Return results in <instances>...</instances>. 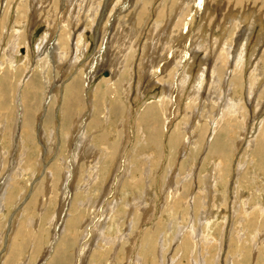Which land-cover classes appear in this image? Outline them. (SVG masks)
Instances as JSON below:
<instances>
[{
    "label": "bare ground",
    "instance_id": "6f19581e",
    "mask_svg": "<svg viewBox=\"0 0 264 264\" xmlns=\"http://www.w3.org/2000/svg\"><path fill=\"white\" fill-rule=\"evenodd\" d=\"M7 1L9 5L10 0ZM79 1L80 0H44L48 8L53 7L54 9L57 8L58 5L67 8L70 3H72V10L68 14L70 20L66 17V14H59L58 17L62 16L59 18L62 24H59L61 25L59 28L57 27L58 29L54 32L53 39H48L49 35H46L47 39L38 38L32 45L33 47L29 43L28 30L21 29V25L25 23L27 18L22 22V17H20V21L23 23H19L20 25L14 20L12 26L17 24L18 27L14 26L15 28L13 27L12 31L9 30L11 34L8 35V39L6 40V45L8 46L6 50L7 54L3 52V56L0 57L2 70H0V217L9 210V198L12 196L16 197L12 205H16L18 202L20 203V201L24 199L27 189L31 186L29 183L32 182L31 176H33V172L29 173L31 174L29 179H25L26 182L21 188V191L19 193L16 191V188L20 189V187H18V180L22 178L25 167L29 165L21 159L25 158L26 152H32L31 154L33 156H37L36 159L39 168L44 164L45 158L49 155V147H53L55 144L53 143L55 139L52 140L49 138L51 133L48 131V126L54 124V122L57 124L59 120L60 132L64 133L63 140L67 143L65 146L66 150L64 148L62 153L58 151L59 153H57L55 159L47 165L51 168L45 171L43 179L45 181L46 177L48 181V178H50L52 184L47 185H52L53 187L55 183H57V185L59 184L58 187L62 194V202L68 197L71 199L70 202L65 199L67 202L65 201L66 203H63L75 205L74 209L69 205L68 207L70 209L67 208V212H65L66 208L64 209L65 214L60 221L58 220L59 223H57V226L53 227V233L49 236L51 239L44 249V246H42L43 233H35L37 236H32L31 233L27 235L26 232L16 228L15 238L11 239L10 235L6 238V236H4L5 229L8 228L10 222H6L2 219L3 221H0V244L4 243L6 247L1 256V264H26V256H28V258L33 256L31 259L33 260L36 257L38 258L37 255L40 253L39 257L41 259L39 258L38 260L40 263L36 262L37 264H80L81 261L87 263L88 260H90L89 264H122L123 262L124 264H183L180 260V256L183 253H189L185 258L187 264H207L205 260V255L208 254L206 247L211 243L215 244L214 248L216 249L212 255L211 264H239L242 263V258L245 260L248 255H250L249 258L254 256V259L252 257L253 264H264L262 260L261 262L259 261L260 263L257 261L260 254L258 255L259 251H256L257 247L260 246L259 244L264 243V119L259 120L255 124V133L246 130L249 134L245 139L246 144L240 159H237L239 152L236 154V163H234L233 167L231 165L227 167V163H231L235 151L238 148L240 149L237 141L235 143L233 142V144L231 143V132L236 126V137H238L239 140L243 139L244 137L242 136L243 133H245L243 125L247 120H244L238 125L240 119L246 118V114L248 113L249 116L253 118L255 109L264 103V48L261 53H259L260 56L258 57L261 61L262 68H259L260 63L257 64L255 62L252 70L249 68V81H247L246 84V79L244 80V78H241L242 69H247L246 66L248 64L250 65L251 62H249L248 59L247 62H245V59H242L244 56L243 51L239 49L237 51L239 45L237 40H235V46L231 52L232 48H229L230 40L232 33L236 30L239 33L244 28H247V30L253 28L255 24H260L262 27L261 22L262 19H264V0H161L160 2H156V0H134L135 6L133 9L130 11L127 10V12H130L129 14H126V16H124L125 12H121L123 15L119 14V17L123 16V18L121 17L123 20L121 26H124V22L127 21V18L130 20L131 24L134 22L135 25V21L139 23L135 28H131L133 31L129 29L131 33H134L131 38V33L129 30L125 29L126 27L123 29L120 28L122 31L126 32L125 34L122 33V41L118 45L119 50H117V52L122 55L120 56L121 59L126 52L130 60L132 59L131 61L133 64L134 57L137 59L138 56L136 50H139V40L141 36L145 34L147 39L151 38L150 40H152L151 35L158 34L157 32L162 28L163 22L167 25L165 31H170L169 34L165 36V47L163 46V49L161 48L160 52L158 51L160 53L157 55L159 58L157 57V62H153L154 64L152 63L153 66L146 67V61L150 59L152 53H154L151 49L154 44L149 48V44L144 41L143 48L140 49V55H142V57L139 63L143 68L138 70L137 65V80L134 79L136 84L134 83V85L132 83L135 89L133 93L135 96L137 95L135 97L134 106L129 99L130 97L128 98L131 82L126 83L129 78L124 79L123 77L124 74L129 75L132 71L126 66L119 67V65H117L118 68L115 67L116 69H114L113 67L116 65L113 64H115L116 55L119 53L115 55V51L107 50L108 47L104 49L106 50L105 53H110V60L112 59L111 61L114 62L112 64L113 67L111 70L108 69L109 72L108 75L105 76L106 78L93 88L94 92L92 98L90 97L91 89L88 85L96 71V67L105 66L102 60L98 62L100 58L95 61L94 58L87 70L86 66H84L83 69H80L81 72L77 74L73 73V76L68 80L60 82L51 79L54 81L52 83L53 87L50 85L48 87V84H51L48 78V76L51 75V69L49 72V68L51 67L50 56L54 58L53 64H55L57 72L64 77L68 75L62 70L65 66V60L66 69H72L75 60H78L84 55L87 48L86 43H84L85 38L82 36V30L84 28L81 30L82 32L79 31L77 34L74 33L77 29V23L83 18V16H81L82 18L80 19L79 12L81 11L83 14H86L85 16L89 17L90 21H92V19L95 20L97 11H99V7L101 6L99 5L100 2L96 3L94 0H85L86 4L83 7L79 4ZM26 2L28 3V1ZM106 6L107 5L102 6L101 11L103 7L106 9ZM20 8L21 6H19L18 9ZM41 8H44L46 11L50 10L45 9L42 0H39L36 9L39 10ZM211 9L217 10L216 12L221 11L225 14L232 11V14L228 15L229 17H225L226 19L223 18V20H221V22L225 20L226 25H219L215 33H213L212 29L218 25L216 24L213 28L211 25L214 21V16L208 20V14L211 12ZM233 10H235V12H233ZM26 12L22 13L25 15ZM53 12L59 13L57 10ZM214 12L215 11L212 13ZM49 13L51 14V12ZM150 16L152 19L149 18ZM27 17L29 16L27 15ZM219 18L221 19V17ZM1 19H4V17ZM109 19L111 20V18ZM146 19H148V22L149 20L154 22L153 33L144 31V26L147 24ZM215 19L217 21V18ZM46 20L48 23L51 22L49 24L51 27L52 25H54V27L57 26V23L52 22L54 20L51 17ZM30 21L32 22V20ZM114 21L117 20L115 19ZM118 21L120 20L118 19ZM25 24L28 26V22ZM146 26H148V24ZM29 27L30 25L27 28ZM115 32L116 31H114L113 34H115ZM262 33L260 32L257 34L255 41L257 44H260V42L263 43L264 34ZM3 34H0V36ZM48 34H52L50 30ZM116 35H112V39H114L113 36ZM190 35H192V39L194 37L197 39V44L195 43V46L200 48L203 44L206 48V52H211V54L213 53L215 56V69H212L215 70V74L212 75L215 81L212 80L210 88L206 90L205 94L201 93L198 87L202 85V75L205 72V67H200L201 69L198 70L196 76H194L197 81L193 85L192 90L185 96L188 102L184 104L185 109L182 115L184 119H182V121L180 120L177 124L173 123L174 125L171 128V121L167 119L168 114L172 116V110H174L177 101L176 97L182 94L183 90L186 88L185 84L188 81L187 78H189L187 77V71H189L191 65L189 67L187 66L188 70L185 69L183 73L179 70L182 68L180 64L186 52L192 49L189 44ZM241 35L242 34H240V36ZM239 38L238 36L236 39ZM130 40H132L131 43ZM1 41L3 40H0V42ZM152 41L154 42V39ZM152 41L150 42L152 43ZM21 45H23L25 52L18 60L17 53ZM108 46L111 47V44ZM69 47L74 51V55L70 57V62L68 60L70 53ZM100 47L102 49L101 45ZM99 48H97L96 52H99ZM111 50H113V48ZM155 52H157V50ZM10 53L11 56L9 57ZM26 56H28V61L25 62ZM99 56L101 55L99 54ZM5 58L10 61H3ZM33 58L35 59L34 61L32 60ZM59 60L63 62L61 63ZM122 63L124 64V62ZM28 68L31 69L28 71ZM260 70L262 75H260ZM144 77L147 79V82L148 80L151 81L153 77H156L157 81L166 83L169 87L167 88L163 85L159 98L146 101L144 97H142L146 92L142 93L143 90L141 89ZM225 78L228 79L225 80ZM121 79L124 80L117 85L116 82H119ZM105 84L108 86H106L105 91H101L102 88H105ZM59 86L60 88L63 87V92L58 98L54 93L55 88ZM42 88H45L46 91L42 92ZM214 89L217 90L215 91ZM244 89L247 92L245 98L247 97L248 100L246 103H249V105L247 104L248 110L245 102H242L241 97ZM49 98L51 99L48 102ZM261 98H263V100H261ZM253 100H255V102L252 104ZM51 102L53 103L51 104ZM54 103H60V105L57 104V111L55 110L57 113L56 117H54L55 111L53 112L52 110L55 106ZM196 111L199 112L196 113ZM194 112L196 115L200 113V117H194ZM133 113L135 116L131 119L132 122L136 123L135 126H138V129H142V132L146 136V143L141 146L142 149H140V153L143 155L140 154L139 157H143L145 152L149 149L150 151L151 149L153 151H159L166 145V142L169 149L173 148L175 153L177 149L178 154H181L180 157L176 155L181 160L177 159V157L176 160L170 157L171 159L168 166L164 165L168 170L167 168L164 169L166 173L162 172V177L156 176V174H158L157 169H162L161 164L159 166L156 165V169V167H154L155 164L153 163V166L150 165L151 162L147 161V159L141 158L131 161V159L129 160V154L126 155L127 152L125 153V146L128 143L127 131L130 129L129 117H131ZM96 114H100V116ZM76 115L78 116L75 123L78 124V126L75 128L76 133L74 137L71 138L66 135V131L69 128L67 125L72 124ZM194 120L196 121L195 124L193 123ZM104 123L110 125L115 124L116 126V123H118L119 127L123 128V130L121 128V132L125 131L123 141L119 138V140L121 139L120 143L116 139H113V141L111 139V141L109 140L108 142L106 138L108 139L109 134L108 137L105 138V136H107L106 133H100L102 129L99 131ZM239 127L242 129L241 131ZM108 130L106 132H108ZM113 130L115 131V128ZM103 131L105 130L103 129ZM167 132L169 133L166 134ZM122 134L120 137H123ZM53 135L55 134L52 133V137ZM93 138L99 140L103 139L104 142H98L101 143V146L103 144L104 147L98 148V145L91 146L92 143L90 144V141L94 140ZM5 141H11V143L7 145L8 142H6L7 146H5L3 144ZM135 141L138 142V140ZM2 144L5 147H3ZM28 144L30 145L29 147H27ZM135 145L136 144H134V146ZM107 149H109V151ZM106 150L108 153H106ZM40 151L41 155H38ZM94 152H96V158L97 156L101 157L105 155L101 157L102 164L101 161H96V158L93 160L95 155H92ZM136 153L138 155V152ZM198 153H200V157H202L201 160L200 157L194 158V155L196 154L197 156ZM248 154L251 155L252 160L250 158L247 160ZM151 155H153V153ZM8 156L9 162L12 164L7 167V174L3 176V181L1 182V174L8 163ZM132 157L134 158V156ZM250 160L252 162L251 164ZM199 161H201L200 166ZM98 162L101 166H98ZM251 165L253 168H251ZM29 167L34 168L31 166ZM97 169L99 173H97ZM203 169L205 170L204 172H202ZM89 170H91V173H89ZM118 171L121 175L117 177V185L115 187L117 191L113 193L111 199L107 200L105 195L110 191V185L114 177L112 175L117 174ZM176 173L178 176L174 175ZM218 173H220V176L216 175ZM74 174H76L75 177ZM167 174L172 176L169 177ZM224 174L225 179H222ZM86 176L87 179L85 181L84 179H80L81 177L86 178ZM88 176L90 178H88ZM73 177L75 181H73ZM229 177H232V180L228 185ZM42 182L43 181H40V183L37 184L38 186L25 203V209L37 205L36 213L38 217L41 216L44 207L48 206H44L46 202H43L44 198H42V195L44 196V193H47L49 190H47V187L43 185ZM91 182L92 185H90ZM135 187L141 188V193H136L134 195L137 196L131 198L129 197L130 193L128 194V191ZM158 187L159 190L157 192L154 191L155 193L150 192L149 194L148 189H157ZM42 188L44 189L43 191ZM54 190L56 191L58 188ZM121 190L124 191L122 195H120ZM28 191L29 194L30 190ZM40 191L44 193H42L41 197H36L35 194L38 192L40 193ZM49 192H51V188ZM54 194L56 195V193ZM153 194L154 197L158 198L163 195L161 197L162 201H160L159 204L150 205L151 202L149 201L153 200H150ZM78 196H81V198L78 199ZM227 200H229L228 204L232 200L229 204V213H231L230 218L233 222L228 221L229 213H227V211L225 212L223 209V205L227 203ZM133 201H135L136 204L132 206V204L135 203ZM48 203L49 202L46 204ZM102 203L104 206L103 208L100 207ZM146 205L149 207H145ZM178 206H182L185 210V215L181 216L183 219L180 220V222L182 220L184 221L183 225L179 224L172 229L171 223L175 220L173 219L175 217H173L172 222L169 221L164 226L166 230L171 228V245L175 248L177 247V254L179 251L181 252L175 259V255L169 256L167 254L168 251H165L167 249L163 248L165 242H160V239H158V235L159 238L161 237V228H159L158 222L155 221L153 225L146 226L145 230L142 226L155 215L157 207L161 209V216H165V213L171 212V215H175L177 218L178 213L182 214V212L177 209ZM38 207L39 209H37ZM83 212H85V215L82 217L80 215H82ZM22 213L23 212H21V214ZM88 214L90 217H88ZM100 214L101 218L91 231L94 233L95 241H103V246L98 247V245H96V249L101 248L100 250L98 249V251L93 249L90 250V248H93L91 247V241H89L90 239H85L88 238L90 230L88 229V224H82V222H89L93 220V217L97 218ZM168 219L170 220V218ZM144 220H146V222ZM157 220L159 221V219ZM162 221L160 219V223ZM218 221H221L222 229L221 231L219 230V232L217 231L218 235L216 237H213L210 235L209 229L213 226L215 228L218 225ZM25 222L29 223L30 220L29 222L25 220ZM28 225L31 226L30 224ZM245 227L250 229L253 233L250 237L251 245L248 247L244 244L247 242L244 240ZM217 229H219V227H217ZM72 230L76 231V233ZM228 235L230 236L228 241L231 244L235 242L237 247H233L229 244L227 241ZM77 236L78 243L76 242ZM134 237L135 241L132 243L131 241ZM9 238L11 239L10 242ZM79 241L83 243L80 248L78 247ZM75 242L77 244H75L74 247ZM29 246L31 250L28 248ZM144 246L146 247L145 251H152V261L145 260L147 256L145 259L143 258V253L145 252ZM170 248L168 249L170 250ZM76 249L77 251H75ZM221 250L225 253L223 257L222 254H220L222 252ZM234 254L235 256L232 257ZM240 254H242V258ZM82 264H84V262Z\"/></svg>",
    "mask_w": 264,
    "mask_h": 264
},
{
    "label": "rangeland",
    "instance_id": "374dc122",
    "mask_svg": "<svg viewBox=\"0 0 264 264\" xmlns=\"http://www.w3.org/2000/svg\"><path fill=\"white\" fill-rule=\"evenodd\" d=\"M26 1H28V3L26 2ZM83 1H84V3H83ZM80 0L79 1V4H81L83 7H84V5L86 4V2H85V0ZM96 3H99L100 2V6L101 7H99V11H97V15H96V18H95V20H93L92 19V21H90V19H89V17H87V16H85L86 14H83L81 11L79 12V15H80V19L82 18L81 16H83V18L80 20V22L79 23H77L78 25L76 26V30H75V34H77V32H79V31H81L83 28V34H82V36H83V38H85V42L84 43H86V46H87V48H86V50H85V53H84V55H82L78 60H75V62H74V64H73V68L72 69H66V60H65V66L62 68V70H64V72H66L68 75V77L67 76H61V74L60 73H58L57 72V68H55V64H53V60H54V58L53 57H51L50 56V65H51V67L49 68V72H50V69H51V75L50 76H48V78L50 79V83L51 84H48V87H49V85L51 86V87H53V80H57V81H65V80H68V79H70V77L71 76H73V73L75 74H77V73H79V72H81V68L83 69V67L84 66H86V70L89 68V66L92 64V62H93V59H94V61L95 60H97L98 58H100L99 59V61L98 62H100L101 60L103 61V63L105 64V66H102V67H96V71H95V73L93 74V77L91 78V80H90V82H89V85H88V87H90V89H91V93H90V97L92 98V95H93V92H94V89L93 88H95L104 78H106L104 75H103V73L104 72H107V75H108V72H109V70H111L112 69V67H113V65H116V66H114L113 68L114 69H116V68H118L117 67V65H119V67H123V66H126V67H128L132 72L131 73H129V75L128 74H124V79H128L127 81H126V83L127 82H131V87H130V89H129V96H128V98L130 99V101H131V103H133L132 105L134 106V103H135V97L137 96H135L134 95V91H135V89L133 88V84L135 83L136 84V81L134 80V79H136L137 80V76H136V74H137V71L140 69L141 70V68H143V67H141V64L139 63V60L141 59V57H142V55H140V49L141 48H143V45H144V43L146 42V43H148L149 45V48H151L152 46H153V44H154V46H153V48H151L152 49V51H154V53H152V57L150 58V59H148L147 61H146V63H147V66L146 67H148V66H153V64L155 63V62H157L158 61V58H159V56H157V55H159L160 53V49L164 46L165 47V36H166V34H169V32L170 31H165V29H166V27H167V25H165V23L163 22V24H162V28L159 30V32H157L158 34L156 35H151V37H152V40L154 39V42L152 41V40H150L151 38H146L145 37V34L144 35H142L141 36V38H140V40H139V42H140V46H139V52L136 50V52H137V59L134 57V63L132 64V59L130 60V58L128 57V55H126V52L124 53V55L126 56V58H125V56L123 55V57H122V59H121V57L120 56H122L119 52H117V50H119L118 49V45H119V43L122 41L121 40V36L123 35V34H125L126 32L125 31H122L121 29H123V28H125L126 30H129V29H133V28H135L136 26H138L137 24H139V23H137V21H135V25H134V22L131 24V22H130V20H128V18H127V21H125L124 23L126 24H124V26L122 27L121 26V24H122V18H123V16H121V17H119V14L120 15H123V13H124V16H126V14H129L130 12H127V10L128 11H130V10H132L133 9V7L135 6L134 5V0H94ZM161 0H156V2H160ZM8 1L7 0H0V34H3L2 36H0V40H3V41H1L0 42V57L1 56H3V52H5V54H7L6 53V50H7V48H8V46L6 45V40L8 39V35L9 34H11V31L13 30L12 28L15 26H17V24L16 25H14V26H12V24L14 23V20L15 21H17V23L19 24H23L22 22L23 21H25L26 20V18H27V20L25 21V23H27L28 22V26L30 25V27L29 28H27L28 26H27V24H23V25H21V29H26V30H28L27 32V34L29 35V43L31 44V46L36 42V40L38 39V38H46L47 36L46 35H49V38L48 39H53V36H54V32H56V30L61 26V25H59V24H62L61 23V19H59V18H61V17H58L59 16V14L61 15H63V14H66V17H68L69 15V13L71 12V10H72V8H71V6H72V3H70V5H69V7H65V6H62V5H58L57 6V8H53L52 6V8H48L47 7V4H46V2H44V0H42V4H43V6L45 7V9H50L49 11H46V10H44V8H41V9H39V10H37L36 8H37V5L39 4V0H10L9 1V5H8V3H7ZM23 2H24V4H23ZM155 2V3H156ZM21 5H20V4ZM33 4V5H32ZM104 5H107L106 6V9H105V7H103V10L101 11V8H102V6H104ZM5 6V7H4ZM19 6H21V8L20 9H18L19 8ZM26 6V7H25ZM8 7V8H7ZM24 9H23V8ZM30 7H31V9H30ZM33 7V8H32ZM128 7V8H127ZM59 8H60V10H59ZM2 9H3V11H2ZM43 9V10H42ZM52 9V10H51ZM54 9V10H53ZM67 9V10H66ZM84 9V8H83ZM6 10V11H5ZM30 10H31V12H30ZM57 10V12H59L58 14L57 13H54L53 11H56ZM59 10V11H58ZM123 10V11H122ZM27 11V12H26ZM36 11H37V13H36ZM39 11V12H38ZM105 11V12H104ZM213 11H215L214 13H212ZM217 10H213V9H211V12L207 15L208 16V20H209V18H211L212 16H214V21L212 22V28L214 27V26H216V24L218 25V26H216V27H214V29H212V31H213V33H215V31H216V29H217V27H219V25H226V23H225V20L223 21V22H221V20H223V18L224 19H226L227 17H229L228 15H230V14H232L231 12L232 11H229V13L227 14H225V13H222L221 11H219V12H216ZM7 12V13H6ZM22 12H26V14L24 15V13H22ZM46 12H48V13H46ZM49 12H51V14L49 13ZM68 12V13H67ZM103 12V13H102ZM121 12H123V13H121ZM137 12V11H136ZM233 12H235V10H233ZM32 15H31V14ZM41 13V14H40ZM99 13V14H98ZM102 13V14H101ZM212 13V14H211ZM220 13H222V14H220ZM50 14V15H49ZM217 14V15H216ZM7 15V16H6ZM24 15V16H23ZM27 15L29 16V17H27ZM45 15H46V17H45ZM48 15H49V17H51L54 21H52L53 23H57V26H55L54 27V25H52V27L49 25L50 23H48V21L46 20L47 18H49L48 17ZM134 15H135V12H134ZM223 17H222V16ZM9 16V17H8ZM19 16V17H18ZM38 16V17H37ZM116 16V17H115ZM221 17V19L219 18V17ZM2 17H4V19H1ZM20 17H22L21 18V21H20ZM118 17V18H117ZM226 17V18H225ZM58 18V19H57ZM88 18V19H87ZM102 18V19H101ZM109 18H111V20L109 19ZM150 19H152L151 18V16L149 17ZM148 18V19H149ZM215 18H217V21H216V19ZM6 19V20H5ZM18 19V20H17ZM23 19V20H22ZM68 19L70 20V17H68ZM103 19H104V21H103ZM117 20L118 21V19L120 20V21H114V20ZM125 19V18H124ZM148 19H146V22H147V24H148V26H144V31L145 32H148V33H153V30H154V22L152 21V20H149V22H148ZM30 20H32V22L30 21ZM46 20V21H45ZM60 20V21H59ZM86 20V21H85ZM88 20V21H87ZM136 20V19H135ZM163 20H165V19H163ZM95 21V22H94ZM101 21V22H100ZM111 21V22H110ZM60 22V23H59ZM86 22V23H85ZM89 22V23H88ZM91 22V23H90ZM121 22V23H120ZM129 22V23H128ZM152 22V23H151ZM264 19H262V22H261V25H262V27L260 26V24H255V26H253V28H251V29H248L247 30V28H244V29H246V30H244V29H242L239 33H238V31L236 30L235 32H233L232 33V37H231V40H230V45H229V48L231 49V52H232V50H233V48H234V46H235V40H237L238 42H239V45H238V48H237V51H238V49L239 50H242L243 51V57H242V59H245V62H247V59H248V61L249 62H251L250 63V65L248 64L247 66H246V68L247 69H242V77L241 78H244V80L246 81V84H247V81H249L248 80V77H249V71L250 70H252V68H253V66L255 65V62L257 63V64H259L261 61H260V59L258 58L260 55H259V53H261V51H262V49L264 48V38H263V43L262 42H260V44L258 43H256L255 41H256V37H257V34H259L260 32L262 33V34H264ZM117 23V24H116ZM221 23V24H220ZM223 23V24H222ZM263 23V24H262ZM19 24V25H20ZM91 24V25H90ZM116 24V25H115ZM120 24V25H119ZM152 24V25H151ZM215 24V25H214ZM59 25V26H58ZM108 25V26H107ZM3 26H4V28H3ZM86 26V27H85ZM113 26V27H112ZM116 26V27H115ZM129 26V27H128ZM132 26V27H131ZM152 26V27H151ZM14 27V28H15ZM18 27V26H17ZM24 27V28H23ZM51 27V28H50ZM58 27V28H57ZM149 27V28H148ZM151 27V28H150ZM197 27V26H196ZM112 30H111V29ZM121 28V29H120ZM128 28V29H127ZM2 29V30H1ZM115 29V30H114ZM119 29H120V31H119ZM131 29V30H132ZM148 29V30H147ZM3 30H4V32H3ZM9 30H11V31H9ZM49 30H50V33H52V34H48L49 33ZM116 31L115 32V34H113V32L114 31ZM118 30V31H117ZM131 30H129L130 31V33H131ZM151 32H150V31ZM81 31V32H82ZM133 31V30H132ZM258 31V32H257ZM3 32V33H2ZM112 32V33H111ZM164 32V33H163ZM123 33V34H122ZM159 33H160V35H159ZM162 33V34H161ZM209 33V32H208ZM111 34V35H110ZM117 34V35H116ZM134 33L132 32L131 34H130V38H131V36L133 35ZM164 34V35H163ZM237 34H239V35H237ZM240 34H242L243 35V37H242V35L240 36ZM109 35V36H108ZM112 35H116V36H113V38L114 39H112ZM120 35V36H119ZM225 35H226V32H225ZM234 35H235V37H234ZM249 35V36H248ZM44 36V37H43ZM107 36V37H106ZM155 36V37H154ZM191 37H190V42H189V44H190V47L192 48V49H190V50H188V52H186V55H185V57H184V59H183V61L181 62V66H182V68L179 70L181 73H183L184 71H185V69H187L188 70V68H187V66L189 67L190 65V68H189V71H187V77H189V78H187V83L185 84V89L183 90V92H182V94H179V96L178 97H176L177 98V101H176V104H175V106H174V110H172V116L171 115H169L168 114V117H167V119H169L170 121H171V128L173 127V125L174 124H177V123H179V121L181 120L182 121V119H184L183 118V113H184V109H185V105L184 104H186V102H188V100L185 98V96H187L188 95V92H190L191 90H192V87H193V85L195 84V82L197 81V80H195V77L194 76H196V74H197V72H198V70H200L201 68L200 67H202L203 68V66L205 67V72H204V74L202 75V85L200 86V87H198V88H200V92L201 93H203V94H205L206 93V90H208L209 88H210V85H211V82H212V80L213 81H215V78H214V76H212V75H214L215 73V70H212V69H215V67H214V65H215V56L213 55V53L211 54V52H206V48H205V46H203V44L200 46V48L198 47V46H195L196 44H197V39L194 37L193 39H192V35H190ZM240 37L239 39H236L237 37ZM247 36V37H246ZM3 37V38H2ZM110 37V38H109ZM116 37V38H115ZM120 37V38H119ZM6 38V39H5ZM104 38V39H103ZM156 38V39H155ZM247 38V39H246ZM47 39V38H46ZM112 39V40H111ZM157 39H159V40H157ZM162 39V40H161ZM164 39V40H163ZM234 39V40H233ZM107 40V41H106ZM110 40H111V43H110ZM242 40H243V42H242ZM118 41V42H117ZM131 41L132 40H130V43H131ZM145 41V42H144ZM150 41H152V43L150 42ZM164 41V42H163ZM183 41V40H182ZM108 42H109V44H108ZM115 43H116V45H115ZM118 43V44H117ZM129 43V44H130ZM150 43H151V45H150ZM196 43V44H195ZM241 43V44H240ZM111 44V47L113 48V50H111L112 48L111 47H109L108 45H110ZM113 44H114V46H113ZM155 44H156V46H155ZM188 44V45H189ZM243 44V45H242ZM26 45V44H25ZM100 45L102 46V49H101V47H100ZM162 45V46H161ZM245 45V46H244ZM7 46V47H6ZM105 46V47H104ZM161 46V47H160ZM33 47V46H32ZM100 47V48H99ZM106 47H108V51L110 50V51H115L114 53H115V55L117 54V53H119V54H117L116 55V62H115V64H113L114 62L113 61H111L110 60V58H111V55H109L110 53H105L106 52ZM3 48V49H2ZM97 48H99V52H96L97 51ZM105 48V49H104ZM109 48H111V49H109ZM117 48V49H116ZM156 48V49H155ZM4 49H5V51H4ZM104 49V50H103ZM115 49V50H114ZM163 49V48H162ZM69 50H70V53H69V57H68V60H69V62L71 61V59H70V57L71 56H73L74 55V51H73V49L71 48V47H69ZM71 50H72V52H71ZM157 50V52H155ZM192 50V51H191ZM11 51V50H10ZM159 51V52H158ZM205 51V52H204ZM25 52V49H24V47H23V45H21L20 47H19V49H18V55H17V57H18V60H19V58L20 57H22V55H24L23 53ZM102 52H103V54H102ZM101 55V56H99V54ZM210 54V55H209ZM96 55V56H95ZM107 55V56H106ZM155 55H156V57H155ZM209 55V56H208ZM230 55H232V54H230ZM251 55V56H250ZM11 56V53L9 54V57ZM103 56V57H102ZM105 56V57H104ZM205 56V57H204ZM214 56V57H213ZM107 57V58H106ZM121 59L120 61H118L119 59ZM158 57V58H157ZM250 57V58H249ZM27 58H28V56H26V58H25V62L26 61H28L27 60ZM73 58V57H72ZM157 58V59H156ZM52 59V60H51ZM230 59V58H229ZM5 60H7L6 58L3 60V61H5ZM17 60V59H16ZM33 61L35 60L34 58L32 59ZM67 60V61H68ZM88 60V61H87ZM125 60V61H124ZM144 60H146V59H144ZM150 60V61H149ZM154 60V61H153ZM251 60V61H250ZM10 61V60H9ZM8 60H7V62H9ZM23 61V60H22ZM21 61V62H22ZM6 62V61H5ZM19 62V61H18ZM52 62V63H51ZM59 62H63L62 60L60 61L59 60ZM90 62V63H89ZM107 63V65H106V63ZM111 62V63H110ZM122 62H124V64L122 63ZM126 62V63H125ZM129 62V63H128ZM149 62H151V63H149ZM154 62V63H153ZM213 62H214V64H213ZM68 63V62H67ZM121 63V64H120ZM149 63V64H148ZM153 63V64H152ZM113 64V65H112ZM126 64V65H125ZM128 64V65H127ZM184 64V65H183ZM251 64H252V66H251ZM110 65V66H109ZM134 65V66H133ZM136 65V66H135ZM137 65H138V67H137ZM207 65V66H206ZM212 65V66H211ZM180 66V67H181ZM116 67V68H115ZM136 67L138 68V70L136 69ZM145 67V68H146ZM55 68V69H54ZM249 68H250V70H249ZM259 68H262L261 67V63L259 64ZM31 68H28L27 70L29 71ZM109 69V70H108ZM191 69V70H190ZM0 70H1V65H0ZM137 70V71H136ZM2 71V70H1ZM1 71H0V73H1ZM38 71V70H37ZM134 71V72H133ZM245 72V73H244ZM245 74H246V77H245ZM70 75V76H69ZM260 75H262V72H261V70H260ZM57 76V77H56ZM136 76V77H135ZM122 77V78H123ZM147 77V76H146ZM55 78V79H54ZM207 80H206V79ZM214 78V79H213ZM49 79H48V82H49ZM51 79H53V80H51ZM101 79V80H100ZM124 79H121L119 82H116L117 83V85H119V83H121V81H123ZM228 78H225V80H227ZM135 82H134V81ZM147 84H146V83ZM157 82V83H156ZM173 82V81H172ZM133 83V84H132ZM145 83V84H144ZM152 83H154V84H152ZM134 84V85H135ZM144 84V85H143ZM157 84V85H156ZM61 85H63V84H61ZM163 85L165 86V87H169V85H167L166 83H162V82H160V81H157V79H156V77H153L152 78V80L151 81H149L148 80V82H147V79L144 77V81L142 82V86H141V89L143 90L142 91V93L143 92H146V94L144 93L143 95H142V97H144V99L146 100V101H151V100H156L157 98H159L160 97V95H161V92H162V87H163ZM258 85V84H257ZM106 86H108L107 84H105L104 85V87L105 88H102L101 89V91H105V89H106ZM150 86V87H149ZM48 87H45V88H47V89H49ZM247 87V86H246ZM45 88H42V92H45L46 91V89ZM57 88V89H56ZM55 88V93L54 94H56V96H58V98H59V96H61V94H62V92H63V87L62 88H60V86L59 87H56ZM215 88H216V86H215ZM246 89V88H245ZM243 90V93H242V102L244 103L245 102V104H246V107H247V110H248V105H249V103H246V101L248 102V100H247V97L245 98V96H247V92H246V90ZM215 91L217 90V89H214ZM211 92H212V90H211ZM256 94H257V92H256ZM85 95V94H84ZM182 95V96H181ZM46 96V95H45ZM184 96V97H183ZM45 98V97H44ZM187 98H190V97H187ZM50 99L51 98H49V100H48V102L50 101ZM246 99V100H245ZM261 100H263V98H261ZM255 102V100H253V102H252V104ZM53 102H51V104H52ZM55 104V103H54ZM58 105H60V103H57ZM57 104H55V106H54V108H52V110H53V112L56 110L57 111V109L56 108H58V106H57ZM248 104V105H247ZM263 105V106H262ZM53 107V106H52ZM264 103L263 104H261V106L260 107H258V108H256L255 109V115H254V117L252 118V116H249V113L248 114H246V118H241L240 119V121H239V123H238V125L239 124H241V122H243L244 120H247V121H245V123H244V125H243V129H245L244 131H245V133H243V136L242 137H244L243 139H238V137H236L237 136V127L235 126L234 127V129H233V131L231 132V137H232V141H231V143L233 144V142L235 143L236 141L238 142V145H239V147H240V149L238 148L236 151H235V153H234V156H233V158H232V161H231V163L229 164V163H227V167H229V165H231L232 167H233V165H234V163H236V154H238L239 152V154H238V157H237V159L239 160L240 159V156H241V153H242V151H244V148H245V144H246V138H247V136H248V134H249V132H254L255 133V124L259 121V120H261V119H264ZM258 109V110H257ZM4 111V110H3ZM56 111L54 112V117H56V115H57V113H56ZM80 111V110H79ZM76 112H77V110H76ZM199 111H196V113H198ZM196 113L194 112V117H198L199 115H200V113L199 114H197L196 115ZM96 115H98V116H100V114H96ZM77 116L78 115H76V117L74 118V121L72 122V124H68L67 125V127H69L68 128V130L66 131L67 133H66V135H68V136H70L71 138L72 137H74V135H75V128L78 126V124H76L75 122H76V119H77ZM134 113L131 115V117H129L130 119H129V128L130 129H128V131H127V135H128V143H127V145L125 146V149H126V151H125V153H126V155L127 154H129V160L131 159V161L132 160H139V159H141V158H145V159H147V161H150L151 162V164L150 165H154V167H156V169H157V166H159L160 164L162 165V169L161 168H158L157 169V172H158V174H156V176H161V175H163V173H166V172H164V169L165 168H167V167H164V165L165 166H168V163L170 162V157H173L175 160H176V157L177 156H179L180 157V155L178 154V150L176 149V153L174 152V150H173V148H171V149H169V147H168V145H167V142L165 143L166 145H164V147H162V149H160L159 151H153L152 149H151V151H150V149L149 150H147L146 152H145V154H144V156L142 157H139L140 156V152H141V150L140 149H142L141 148V146H143L145 143H146V136H145V134L142 132V129H138L137 127L138 126H135L136 125V123H133L132 122V120L131 119H133L134 118ZM167 116V115H166ZM200 117V116H199ZM249 117H250V119H249ZM257 118V119H256ZM191 121V120H190ZM247 122V123H246ZM59 123H60V120H59V122H57V124H55V122H54V124H51V125H49L48 126V128H49V130L48 131H50V137L49 138H51L52 140H54L53 141V143H55L54 144V146L53 147H49L50 149V151H49V155H48V157H46L45 158V160H44V164L39 168V165H37L38 164V161H37V159H36V155H32L31 153L32 152H26V156H25V158L24 159H21V160H23L25 163H28L29 165H27V167H25V169L23 170V176H22V178L21 179H19L18 180V184H19V186L18 187H20V189L19 188H16V191H18V193L21 191V188L23 187V185L25 184V182H26V180L27 179H29V177H30V175L31 174H29V173H34L33 174V176H31V183H29V185L31 184V186L27 189V193H26V195H25V197H24V199H22L21 201H20V203L18 202L16 205H12L13 204V201H14V199L16 198V197H14V196H12V197H10L9 198V203H8V209L9 210H7V213H3L2 214V216L0 217V221L2 222L3 220H5L6 222H10V225H8V228H6L5 229V235L4 236H6V238L7 237H9V235H10V238L11 239H13V238H15V231H16V228H19V229H21L22 231H24V232H26L27 233V235H29L30 233L32 234V236H37L36 234L38 233H43L42 234V246H44L43 247V249L44 248H46V246H47V244H48V242H49V240L51 239V237L49 238V236L50 235H52V233H53V231L52 230H54V228L53 227H55V226H57V223H59V221H60V219L64 216V214H65V212H67L66 210H68V209H70L68 206L71 204V203H67V204H65L67 201L68 202H70V198H68V197H66L65 199H67V201L64 199V201L63 202H65V203H63L62 202V194H61V191H60V188L58 187V185H57V183H55L54 184V187H56V188H58V190H54V189H56V188H54L52 185H47V184H52V182H51V179L50 178H48V181H47V178L45 177V181H46V183H45V181H44V174H45V171H47V170H49L51 167H49V166H47L50 162H52V160L53 159H55V157H56V155H57V153H62L63 151H64V148H65V150H66V142L63 140V138H64V133L63 132H60V129H59ZM174 123V124H173ZM193 123L195 124L196 123V121L194 120L193 121ZM117 124V126L115 125V124H113V125H110V124H108V123H104V125H103V127H105V128H103V127H100V129H99V131H100V133L101 132H104V133H106V135L107 136H105V138L106 137H108V134H109V137H108V139L106 138V140L109 142V140L111 141V139H112V141H113V139H116V140H118L119 141V143L121 142V139H122V141H123V139H124V135H125V131L124 132H121V128L119 127V125H118V123H116ZM134 124V125H133ZM51 126H52V128H51ZM113 126V127H112ZM115 126V127H114ZM108 127V128H107ZM110 128V129H109ZM115 128V131L113 130V129ZM118 130H117V129ZM182 128V127H181ZM180 128V129H181ZM240 129V131L242 130L241 129V127H239ZM103 129L105 130V131H103ZM109 129V130H108ZM135 129H137V130H135ZM72 130H73V132H72ZM83 130V129H82ZM81 130V131H82ZM108 130V132H106ZM122 130H123V128H122ZM249 131V132H247V131ZM112 131H113V133H112ZM118 131V132H117ZM131 131V132H130ZM136 133H135V132ZM110 132V133H109ZM116 134H115V133ZM52 133L53 134H55V135H53V137H52ZM112 133V134H111ZM118 133V134H117ZM123 133V134H122ZM133 133H135V134H133ZM165 133V132H164ZM169 132H167L166 134H168ZM96 134V133H95ZM121 134H122V136L123 137H120L121 136ZM73 135V136H72ZM111 135V136H110ZM134 135V136H133ZM115 137H117V138H115ZM134 137H138L137 139L136 138H134ZM8 138V137H7ZM119 138H121L120 140H119ZM234 138V139H233ZM10 139V138H9ZM94 140H91L90 141V144H91V146H94V145H98L97 147L98 148H102V147H104L103 146V144H102V146H101V143H99L98 141H100V142H104V140L102 139V140H99V139H95V138H93ZM134 139V140H133ZM238 139V140H237ZM11 140V139H10ZM62 140V141H61ZM133 140V141H132ZM135 140H138V142L137 141H135ZM142 140V141H141ZM64 141V142H63ZM95 141V142H94ZM115 141V140H114ZM6 142H8V141H5V142H3V144L5 145V146H7V145H9L10 143H11V141H9L8 142V144L6 143ZM98 142V143H97ZM136 142V143H135ZM95 143V144H94ZM2 144V145H3ZM7 144V145H6ZM134 144H136L135 146H134ZM142 144V145H141ZM3 145V147H5ZM191 145V144H190ZM30 145L28 144L27 145V147H29ZM49 146V145H48ZM129 146V147H128ZM134 146V147H133ZM10 148H11V146H10ZM95 148V147H94ZM132 148V149H131ZM138 150H137V149ZM41 150V149H40ZM61 150V151H60ZM63 150V151H62ZM108 151H109V149H107ZM106 150V153H108V151ZM131 150V151H130ZM163 150H164V152H163ZM167 150H168V152H167ZM42 151V150H41ZM41 151L38 153V155H41ZM59 151V152H58ZM135 151V152H134ZM136 152H138V155H137V153ZM153 153V155H151L152 153ZM160 152H161V155H160ZM125 153H124V155H125ZM131 153V154H130ZM150 153V154H149ZM159 153V154H158ZM9 154H10V152H9ZM31 154V155H30ZM28 155H30V156H28ZM95 155V156H94ZM131 155V156H130ZM141 155H143V154H141ZM177 155V156H176ZM92 156H94V158H93V160L96 158V152H94V154L92 155ZM102 156H105V155H102ZM101 156V157H102ZM132 156H134V158L132 157ZM135 156H136V158H135ZM162 156H164V157H162ZM201 155H200V153H198L197 154V156H196V154L194 155V158L195 157H197V158H199ZM203 156V155H202ZM99 156H97V158H96V161L98 160V161H101L102 159H101V157H99ZM138 157V158H137ZM179 157H177V159H179ZM27 158V159H26ZM91 158V157H90ZM251 159L252 160V157H251V155H249L248 154V156H247V160L248 159ZM154 159H156V160H154ZM202 159V157H200V160ZM35 160V161H34ZM168 160V161H167ZM179 160H181V159H179ZM251 160H250V164L252 163L251 162ZM166 161H167V163H166ZM172 162V161H171ZM154 163V164H153ZM12 163L11 162H9V156H8V163L6 164V167H5V169L2 171V174H1V182L3 181V176L4 175H6L7 174V167L8 166H10ZM32 164V165H31ZM98 166H101V164H102V161H101V164L98 162ZM167 164V165H166ZM200 164H201V161H199V166H200ZM157 165V166H156ZM29 166H31V167H34V168H30ZM252 166V165H251ZM23 167V166H22ZM37 167V168H36ZM206 167H207V165H206ZM231 167V168H232ZM197 168H199V167H197ZM251 168H253V166L251 167ZM31 169H33V170H31ZM35 170V171H34ZM167 170H168V168H167ZM38 171V172H37ZM99 170L97 169V173H99L98 172ZM160 171V172H159ZM205 170L203 169L202 170V172H204ZM37 172V173H36ZM147 172V171H146ZM163 172V173H162ZM227 172V171H226ZM39 173V174H38ZM89 173H91V170H89ZM168 173V172H167ZM36 174V175H35ZM47 174V173H46ZM77 174V173H76ZM76 174H74V177H75V175ZM87 175H89V174H87ZM117 175V176H116ZM119 175H121L120 174V172L118 171L117 172V174H113L112 176H114L113 177V182H112V184L110 185V191L105 195V197H106V199L108 200V199H111L112 198V196H113V193L114 192H116L117 191V189H115V187H116V185H117V177L119 176ZM174 175H176V176H178V174L176 173V174H174ZM180 175V174H179ZM216 175H219L220 176V173H218V174H216ZM43 176V177H42ZM167 176H172V175H170V174H167ZM181 176V175H180ZM179 176V177H180ZM74 177H73V181H75L74 180ZM162 177V176H161ZM27 178V179H26ZM88 178H90L89 176H88ZM225 179V174L222 176V179ZM232 177H229L228 178V185L231 183V179ZM26 179V180H25ZM76 179V178H75ZM81 180L82 179H84V181L87 179V176H86V178L85 177H81L80 178ZM49 180H50V182H49ZM60 180V179H59ZM58 180V181H59ZM80 180V181H81ZM24 181V182H23ZM40 181H43L42 182V184L43 185H45L46 187H47V190H49L50 191V188H51V192H47V193H44V192H42L44 189L42 188V191H40V193L38 192L37 194H35L36 195V197H41V195H42V193H44L45 195L43 196L42 195V198H44V203L46 202H49L48 204H44V206H46V205H48V206H46V207H44V209H43V211H42V213H41V216H39L38 217V215H37V210H36V206L37 205H32L33 207H28V208H26L25 209V203L27 202V200L29 199V197L32 195V193H33V191L36 189V187L38 186L37 184L38 183H40ZM49 182V183H48ZM77 182V181H76ZM45 183V184H44ZM160 184V183H159ZM90 185H92V182L90 183ZM32 187V188H31ZM31 188V189H30ZM49 188V189H48ZM54 188V189H53ZM94 188V187H93ZM118 188H119V186H118ZM222 188V187H221ZM18 189V190H17ZM228 189H229V187H228ZM28 190H30V193L28 194ZM54 190V191H53ZM91 190V189H90ZM131 190V191H130ZM129 191H128V194L130 193V195H129V197H133V196H137V195H134V194H136V193H138L139 194V192L141 193V188H139V187H135L134 189H130ZM133 190V191H132ZM159 190V187L156 189H151V190H149L148 189V192H149V194H150V192L151 193H155V192H157ZM56 193V195L53 193ZM124 191H125V189H124ZM123 190H121L120 191V195H122V193L124 192ZM155 191V192H154ZM196 191V190H195ZM60 192V193H59ZM91 192V191H90ZM52 195H51V194ZM112 193V194H111ZM50 194V195H49ZM111 194V195H110ZM54 195V196H53ZM59 195V196H58ZM162 195V194H161ZM45 196H46V198H45ZM51 196V197H50ZM127 196V195H126ZM159 196H160V194H159ZM163 196V195H162ZM161 196V197H162ZM161 197L160 198H158V197H154V194H153V196L151 197V199L150 200H152V201H149V202H151L150 203V205H154V204H159L160 203V201H162L161 200ZM48 198H50V199H48ZM54 198V199H53ZM55 198H57V199H55ZM78 199H80L81 198V196H78L77 197ZM48 200V201H47ZM50 200V201H49ZM54 200V201H53ZM228 201L229 200H227V203L226 204H224L223 205V209H224V211L226 212L227 211V213H229V204L231 203V201L229 202V204H228ZM133 202H135V201H133ZM56 203V204H55ZM104 203V202H103ZM103 203L100 205V207L101 208H103L104 206H103ZM62 204V205H61ZM65 204V205H64ZM136 204V202L134 203V204H132V206L133 205H135ZM11 205V206H10ZM221 205V204H220ZM228 205V206H227ZM10 207V208H9ZM64 207V208H63ZM70 207H72L73 209H74V207H75V205L73 206V205H70ZM145 207H149L148 205H146ZM151 207V206H150ZM178 207H180L181 208V210H180V208H178ZM177 207V209L180 211V212H182V214L181 213H178V216H177V218H176V216L175 215H171V212H167V213H165V216H161V209H158V207L156 208V210H155V215L154 216H152L151 217V220H149L144 226H142V228H144V230H145V227L146 226H151V225H153V223H155V221H157L158 222V226H159V228H161V237L159 238V235H158V239H160V242H162V241H164L165 242V246L163 247L164 249H167V250H165V251H168L167 252V254L170 256V255H175V259L181 254V252L179 251V253L177 254V252H178V249H177V247L175 248L173 245H171L172 244V239H171V237H172V232H170V229L169 230H166L165 229V225H166V223H168L169 221H171L172 222V220L173 219H175L174 220V222H172L171 224H172V229H174L175 227H177L179 224H181V225H183V223H184V221L182 220L181 222H180V220L181 219H183L181 216H184L185 215V210H184V208L182 207V206H178ZM66 208V209H65ZM68 208V209H67ZM37 209H39V207L37 208ZM58 209V210H57ZM64 209H65V212H64ZM46 210V211H45ZM19 212H20V214H21V212H23L21 215L19 214ZM34 212H35V214H34ZM64 212V213H63ZM214 212H215V209H214ZM57 213V214H56ZM224 213V212H223ZM18 214V215H17ZM168 214H170V215H168ZM13 215V216H12ZM29 216V219H28V216ZM83 215H85V212H83V214L82 215H80V216H82L83 217ZM228 215V214H227ZM234 215V214H233ZM17 216V217H16ZM58 216H60V217H58ZM170 216V217H169ZM226 216V215H225ZM230 216H231V213H229V215H228V221H232L233 222V220L230 218ZM9 217V218H8ZM21 217V218H20ZM88 217H90V215L88 214ZM88 217H85V218H88ZM159 217H162V218H159ZM173 217H175V218H173ZM23 218V219H22ZM35 218V219H34ZM46 218V219H45ZM96 217H93V220H90L89 222H82V224H88V229L90 230L89 231V235H88V238H85V239H90L89 241H91V247H93V248H90V250H97L98 251V249L100 250L101 248H95L96 247V245H98V247H100V246H103L102 245V242L100 241V242H98L97 240L95 241V238H94V233L91 231L93 228H95V225H96V223L99 221V219L101 218V214L95 219ZM159 219V221L157 220V219ZM168 218H170V220L168 219ZM173 218V219H172ZM3 219V220H2ZM20 219V220H19ZM31 219H32V221H31ZM53 219V220H52ZM56 219V220H55ZM90 219V218H89ZM160 219H161V221L162 220H164V221H162L161 223H160ZM12 220V221H11ZM17 220V221H16ZM25 220L27 221V222H29V220H30V222H33V223H26L25 222ZM35 220V221H34ZM59 220V221H58ZM167 220V221H166ZM179 220V221H178ZM58 221V222H57ZM92 221V222H91ZM145 222H146V220H144ZM151 221V222H150ZM20 222V223H19ZM21 222H23V223H21ZM56 222V223H55ZM91 222V223H90ZM213 222V221H212ZM216 222V221H215ZM18 223V224H17ZM26 223V224H25ZM173 223H174V225H173ZM218 223V225L214 228V226L213 227H210V229H209V231H210V235L211 236H213V237H216L217 235H218V232H219V230L221 231V225H222V223H221V221H218L217 222ZM20 224V225H19ZM28 224H30L31 226H29ZM196 224H197V222H196ZM22 225V226H21ZM27 225V226H26ZM26 226V227H25ZM175 226V227H174ZM235 226L237 227V224L235 223ZM163 227V228H162ZM217 227H219V229H217ZM26 228V229H25ZM248 228H250V227H248ZM28 229V230H27ZM32 229V230H31ZM45 229V230H44ZM11 230V231H10ZM31 230V231H30ZM44 230V231H43ZM29 231V232H28ZM34 231V232H33ZM41 231V232H40ZM74 233H76V231H74V230H72ZM81 231V230H80ZM218 231V232H217ZM71 232V231H70ZM244 232H245V238H244V240L245 241H247V242H245L244 244H245V246L246 247H248L249 245H251V240H250V237H251V235H253V233H252V231H250V229H247L246 227L244 228ZM36 233V234H35ZM165 233V234H164ZM7 234V235H6ZM248 234V235H247ZM78 235V234H77ZM229 235H228V237H227V241H228V239H229ZM9 238V242H10V239ZM17 238H19V237H17ZM6 240V239H5ZM258 240V239H257ZM4 241V240H3ZM7 241V240H6ZM5 241V242H6ZM134 241H135V237H134V239H132V243H134ZM55 242V241H54ZM76 242L78 243V236H77V239H76ZM74 243V247H75V244H77V243ZM96 242V243H95ZM98 242V243H97ZM229 242V241H228ZM167 243V244H166ZM168 243H169V245H168ZM7 244V243H6ZM82 241H81V243H80V241H79V248L82 246ZM229 244L231 245V246H233V247H237V244L235 243V242H233L232 244L229 242ZM260 246H258L257 247V249H256V251L258 252V255L260 254V256H258L259 257V259H257V261L259 262H261V260L263 261V263H264V243L263 244H259ZM145 246H146V244H145ZM144 246V247H145ZM169 246V247H168ZM214 246H215V244L214 243H211V244H209L207 247H206V249H207V252H208V254H206L205 256V260H206V263L208 264H211V260H212V255H213V253L215 252V248H214ZM6 247V245L3 243V244H0V264H1V262H2V258H1V256H2V253L4 252V248ZM172 249H171V248ZM263 247V248H262ZM29 249H30V246L28 247ZM133 248V247H132ZM168 248H170V250L168 249ZM203 248H205V247H203ZM227 248V247H226ZM251 248H253V247H251ZM260 248H262V249H260ZM31 250V249H30ZM29 250V251H30ZM73 250H74V248H73ZM104 250V249H103ZM146 250V247L144 248V251ZM263 250V251H262ZM75 251H77V249L75 250ZM177 251V252H176ZM222 251V250H221ZM261 251V252H260ZM31 252V251H30ZM74 252V251H73ZM146 252H148L149 254H151L152 255V258H151V255H149L148 253H146ZM170 253V254H169ZM41 254V253H40ZM40 254L39 255H37L38 256V258L36 257L35 259H33V260H31L32 259V257L33 256H30V258H28V256H26V260H27V262H26V260H25V263L26 264H29V262H30V260H31V263L30 264H35L36 262L38 263H40V261H38L39 260V256H40ZM104 254V253H103ZM144 255H143V258L145 259V257H146V259L145 260H148V261H152V259H153V254H152V251H150L149 252V250L148 251H145L144 253H143ZM220 254H222V257L225 255V253L222 251ZM187 255H189V253H183L180 257H181V261H182V263L183 264H187V262H186V256ZM241 255V258H242V254H240ZM235 256V254L232 256V257H234ZM250 257V255H248L247 256V258L245 259V260H243V258H242V263H239V264H253L252 262H253V259H254V256H252L253 257V259H252V257L251 258H249ZM28 258V259H27ZM86 258H87V255H86ZM41 259V258H40ZM251 259H252V261H251ZM223 260V259H222ZM87 261V260H86ZM35 262V263H34ZM82 263L84 262V264H89V262H90V260H88L87 261V263H85V261H81ZM80 262V264H82ZM259 262V263H260ZM36 263V264H37ZM122 264H124V262L122 263Z\"/></svg>",
    "mask_w": 264,
    "mask_h": 264
},
{
    "label": "water",
    "instance_id": "95a60500",
    "mask_svg": "<svg viewBox=\"0 0 264 264\" xmlns=\"http://www.w3.org/2000/svg\"><path fill=\"white\" fill-rule=\"evenodd\" d=\"M103 75L106 76L107 75V72H104Z\"/></svg>",
    "mask_w": 264,
    "mask_h": 264
}]
</instances>
